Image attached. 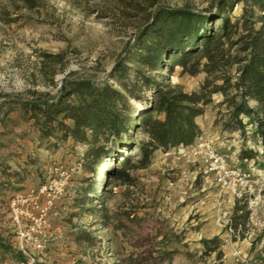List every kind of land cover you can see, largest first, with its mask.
<instances>
[{
    "label": "rangeland",
    "instance_id": "1",
    "mask_svg": "<svg viewBox=\"0 0 264 264\" xmlns=\"http://www.w3.org/2000/svg\"><path fill=\"white\" fill-rule=\"evenodd\" d=\"M219 1L0 0V162L19 165L24 182L2 205L0 235H8L0 239V264L29 257L40 264H264V147L257 125L241 116L244 129L226 130L225 98L209 94L213 88L203 92L205 72L192 76L167 56L159 74L127 52L157 6L211 15ZM228 1L236 22L246 2ZM117 64L140 86L137 98L113 76ZM137 73L152 86L143 88ZM88 81L93 91L84 90ZM103 90L114 94L102 99ZM37 98L93 100V127L55 114L71 132L44 137L43 117L24 106ZM201 140L213 141L235 170L250 175L237 193L218 185L192 154ZM144 142L156 147L151 164L132 168ZM124 157L131 158L129 182L112 176ZM237 200L248 218L239 219ZM41 216L42 225L22 238V229ZM231 223L242 230L234 232Z\"/></svg>",
    "mask_w": 264,
    "mask_h": 264
},
{
    "label": "trees",
    "instance_id": "2",
    "mask_svg": "<svg viewBox=\"0 0 264 264\" xmlns=\"http://www.w3.org/2000/svg\"><path fill=\"white\" fill-rule=\"evenodd\" d=\"M243 1L246 2L243 13L236 18V22L230 17L233 4L228 0H220L217 12L211 15L195 14L186 8L157 6L152 15V23L145 27L127 52L130 60L158 71L159 74L167 56L175 57L174 62L182 65L185 72L192 76L205 72L207 78L203 92L213 88L209 94L222 93L225 98L220 106H227L229 121L225 125L226 130H234L231 124L244 129L245 124L241 116H245L257 125V132L264 147V0ZM153 2L156 0H152L151 4H155ZM257 8L261 15L258 14ZM217 19L222 22L218 29L208 26ZM168 72H171V69ZM112 74L119 76L123 88L131 97H138L134 92H137L140 86L130 79L125 65L117 64ZM162 78L167 79L168 76L164 74ZM136 79L143 80V88L152 86L149 78L144 77L143 73H137ZM219 80L222 81L221 85L217 84ZM92 86L95 88L90 81L86 82L84 87L82 85L86 91H93ZM75 92L71 91L68 96L74 95ZM156 92L159 93V89H156ZM99 94L104 99L114 94V91L103 90ZM120 99L127 98L121 95ZM250 102H255V105L251 106ZM24 106L37 114L34 118L43 117L42 133L46 138L58 133L66 138L71 132L70 127L59 121L55 114H70L76 127H93L96 104L89 98L77 104L55 98H37L28 101ZM153 146L152 142H144L141 145L142 158L132 168L146 169L150 166L156 151ZM242 158L250 156L243 153ZM130 161L131 158L124 157L120 161L121 168L115 169L112 176L118 180L131 181L127 172L131 169ZM89 164L93 162L89 160ZM241 202L236 201L235 212H243L239 219H245L249 217L250 212L245 205L240 207ZM229 227L234 232L242 230V224L238 227L237 224L231 223ZM204 244L208 246L209 242Z\"/></svg>",
    "mask_w": 264,
    "mask_h": 264
},
{
    "label": "built area",
    "instance_id": "3",
    "mask_svg": "<svg viewBox=\"0 0 264 264\" xmlns=\"http://www.w3.org/2000/svg\"><path fill=\"white\" fill-rule=\"evenodd\" d=\"M192 154L198 158L199 161L204 166L205 173L214 176V179L216 180L217 184L220 185L224 189H231L234 190L235 193H237L236 190H238V186L242 185L243 181L246 180L250 175H247L246 173H240V171H237L232 167L229 163L228 158L226 155H224L222 152H220L216 147L213 141L210 140H201L199 143H197L192 148ZM43 189L45 191L48 190V187L45 186ZM52 189V187H51ZM44 190L42 192H45ZM238 196H241L238 194ZM21 198V197H20ZM17 198V199H20ZM20 217L17 216L16 220L20 224ZM42 219L40 218H34L35 224L33 227H31L27 232L22 229L20 232V235L22 238L29 237L31 231L35 230L36 227H40L42 225ZM36 247L37 249L43 250L44 244L36 240ZM19 264H40L39 262H36V259H30V257L27 259V261L21 262Z\"/></svg>",
    "mask_w": 264,
    "mask_h": 264
},
{
    "label": "crops",
    "instance_id": "4",
    "mask_svg": "<svg viewBox=\"0 0 264 264\" xmlns=\"http://www.w3.org/2000/svg\"><path fill=\"white\" fill-rule=\"evenodd\" d=\"M1 150L5 149L0 147V156L2 155V152H4ZM21 170L22 168L15 162H0V213L3 211V202H6V200L10 199L11 196L16 194L18 191L17 186H22L24 183L18 178L19 174L16 173L21 172ZM1 234L0 239L4 237V234L8 235V233Z\"/></svg>",
    "mask_w": 264,
    "mask_h": 264
}]
</instances>
